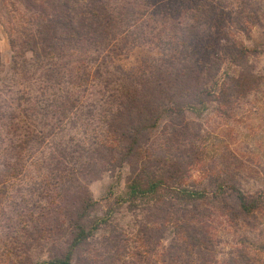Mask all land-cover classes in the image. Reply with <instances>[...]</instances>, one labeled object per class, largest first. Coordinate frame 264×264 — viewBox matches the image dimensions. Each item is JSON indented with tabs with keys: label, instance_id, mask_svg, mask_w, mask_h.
Returning <instances> with one entry per match:
<instances>
[{
	"label": "rangeland",
	"instance_id": "obj_1",
	"mask_svg": "<svg viewBox=\"0 0 264 264\" xmlns=\"http://www.w3.org/2000/svg\"><path fill=\"white\" fill-rule=\"evenodd\" d=\"M63 1L0 0V264L62 257L78 217L96 228L70 264H264V0L139 5L107 38L51 51L43 30L62 31ZM65 4L75 22L88 8ZM190 73L213 86L204 105ZM64 96L73 106L53 112ZM151 101L158 119L122 159L119 133ZM153 178L164 184L133 196L132 180Z\"/></svg>",
	"mask_w": 264,
	"mask_h": 264
},
{
	"label": "trees",
	"instance_id": "obj_2",
	"mask_svg": "<svg viewBox=\"0 0 264 264\" xmlns=\"http://www.w3.org/2000/svg\"><path fill=\"white\" fill-rule=\"evenodd\" d=\"M76 2V0H71ZM87 1V5L88 8L85 10V15L83 16V18L80 16L79 19H77V22L74 21V19L76 18L73 14L71 15V12L69 11L70 8L65 4L66 0H64L62 2L63 4V10L64 12H62L63 10H59L58 8H55L56 11V15L57 17L55 19L58 18V27L62 29L61 30H51L48 28H45L43 30V34H47L50 38H53L50 42H53L54 44L52 45V49L51 51L56 50V48H54V46H59V47H69L68 45H72L75 44L74 48L78 47V43L84 44L85 42H93L96 40H103V37L107 38V36H109L107 34V30H106V26L112 28L113 25L115 23H117V21L119 22V20L124 17H127L130 19L134 17V14L137 13V9L136 7L139 5H147V6H151L153 9L158 10L161 8V6H163L164 0H123V2H125L122 5V10L118 11H114V9L111 7V3L110 0H86ZM201 4H197L196 6H191L192 11L194 13L191 14H195L194 18H198L201 17V19L203 17H205L204 14V10L201 8L200 6ZM113 6V4H112ZM138 8V7H137ZM58 11V12H57ZM63 13V14H62ZM83 13V12H81ZM81 15V14H80ZM86 18L89 20H86ZM62 19L64 21H62ZM92 21V22H90ZM86 22H88V28L87 30L83 31L80 29L79 26H81L82 28L84 27V23L86 24ZM51 30V31H50ZM106 34V35H105ZM38 36H40V32L38 31ZM97 36H100L101 39H97ZM57 37H66L68 38L67 40L64 41H60L55 43ZM43 42H45L44 39H42ZM71 42V43H70ZM36 43L35 45H33L32 47L29 48V50L33 51V53H37L38 52V47L36 49ZM58 50H61L60 48H58ZM50 51V52H51ZM189 60L183 62L181 64V66H184V68L186 69H191L190 67L186 66L188 65ZM188 82H192V80L194 81V86H197V82H198V86L195 88L196 93H194L193 96V102L192 105L194 103H197L198 105H204L205 99L204 96H209L213 93V86L210 87H205V86H199V84L201 83L202 79L200 78V75H196L195 77H193L191 75V73L188 76ZM179 79L174 78V82L178 83ZM50 81H52L50 79ZM160 85L162 84V81H159ZM175 83L169 84L168 85V89L172 88ZM215 84V83H214ZM188 90V89H187ZM187 90L185 92H187ZM166 94V92H165ZM164 94V95H165ZM189 96V95H188ZM187 97V94L184 95L183 98ZM157 101V100H156ZM154 101L152 103L148 102L146 104V111H144L145 117H142L141 119H137V121H131L127 124H125V133H123L122 131L119 133L121 134L125 139H128V145L126 146V150L123 151L122 154V159L127 158L132 151L135 148V145L138 143V139L139 136L141 134V132L145 129H148L151 126H154L157 119H158V114L156 113L158 110V105L157 102ZM171 102V101H169ZM72 103L73 106V102H71V100L69 99L68 96H64L63 99L58 100L57 102H54V104L56 105L57 108H55V110H53V112H56L59 110V108L61 106H64V109H62L61 112H64L67 107L66 105H69ZM160 104H166L165 108H163V111H167V112H175V113H183L184 109L187 108V104L190 103H184V102H174L171 103L172 105H168V102L166 103H161ZM143 113V111H140ZM112 127V125H111ZM119 128V127H118ZM122 128V127H121ZM120 128V129H121ZM119 142V141H118ZM122 152V151H120ZM119 153V152H118ZM121 155V154H120ZM124 157V158H123ZM114 157L110 158V160L108 161V163H112L113 162ZM164 184L163 180L161 178H153L150 179L147 183V185L143 186L137 179L132 180V182L130 183V189L132 191L133 196L135 195H145L146 193H154L159 185ZM182 192L188 196V197H194L196 195L195 191H191L188 189H182ZM236 196L239 199V203L241 205V207L245 210V211H251L253 208H255L257 206L258 201L257 200H248L246 198V196L241 193L239 190H237L236 192ZM93 204V202L90 201V199H88L86 201V206H91ZM85 206V207H86ZM73 223L75 224V227L77 228V231L75 232V234L72 237V240L65 252V254L62 257H54L51 258L50 260H48L47 262H42L41 264H70V260H71V256L73 254V251L75 249V247L80 244L83 240H85L88 236L92 235V231L94 228H96V225H94L92 223V225H90L89 227H86L84 225H82L79 222V217L77 219H75L73 221Z\"/></svg>",
	"mask_w": 264,
	"mask_h": 264
}]
</instances>
